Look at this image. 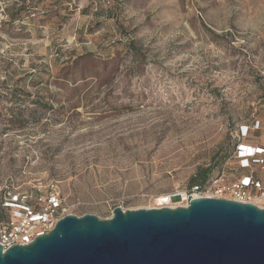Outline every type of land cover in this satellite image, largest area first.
Segmentation results:
<instances>
[{"label": "rangeland", "instance_id": "374dc122", "mask_svg": "<svg viewBox=\"0 0 264 264\" xmlns=\"http://www.w3.org/2000/svg\"><path fill=\"white\" fill-rule=\"evenodd\" d=\"M255 119L264 142V0H0L1 184L101 219L178 206L245 171Z\"/></svg>", "mask_w": 264, "mask_h": 264}, {"label": "water", "instance_id": "95a60500", "mask_svg": "<svg viewBox=\"0 0 264 264\" xmlns=\"http://www.w3.org/2000/svg\"><path fill=\"white\" fill-rule=\"evenodd\" d=\"M0 264H264V208L188 195L187 205L67 214Z\"/></svg>", "mask_w": 264, "mask_h": 264}, {"label": "built area", "instance_id": "2783aa9c", "mask_svg": "<svg viewBox=\"0 0 264 264\" xmlns=\"http://www.w3.org/2000/svg\"><path fill=\"white\" fill-rule=\"evenodd\" d=\"M262 127L261 121L255 119L238 130L233 158L244 172L229 182L221 174L214 179L208 194L190 196L227 198L264 208V181L261 177L264 174V142L248 140L250 132ZM187 200L185 197L181 205L186 206ZM67 214L72 213L63 205L55 184L49 186L48 192L33 196L0 183V245L3 250L14 244L30 243L51 230L57 220Z\"/></svg>", "mask_w": 264, "mask_h": 264}, {"label": "trees", "instance_id": "16d2710c", "mask_svg": "<svg viewBox=\"0 0 264 264\" xmlns=\"http://www.w3.org/2000/svg\"><path fill=\"white\" fill-rule=\"evenodd\" d=\"M236 143H237V141H236ZM208 171H209V170L206 171L205 176L202 177V180L205 179V178L208 176ZM198 181L200 182L201 180L196 179V178H193V182H198Z\"/></svg>", "mask_w": 264, "mask_h": 264}, {"label": "bare ground", "instance_id": "6f19581e", "mask_svg": "<svg viewBox=\"0 0 264 264\" xmlns=\"http://www.w3.org/2000/svg\"><path fill=\"white\" fill-rule=\"evenodd\" d=\"M179 195H180V194H179ZM184 198H185V197H184ZM157 200L160 201V202H163V201L167 200V197H165V196H160V197H158Z\"/></svg>", "mask_w": 264, "mask_h": 264}]
</instances>
